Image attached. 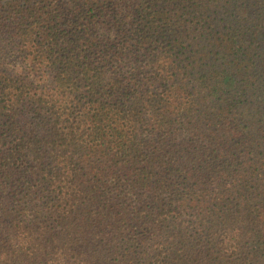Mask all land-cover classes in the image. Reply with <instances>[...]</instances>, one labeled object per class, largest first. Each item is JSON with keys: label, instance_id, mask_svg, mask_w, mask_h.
<instances>
[{"label": "trees", "instance_id": "16d2710c", "mask_svg": "<svg viewBox=\"0 0 264 264\" xmlns=\"http://www.w3.org/2000/svg\"><path fill=\"white\" fill-rule=\"evenodd\" d=\"M0 264H264V0H0Z\"/></svg>", "mask_w": 264, "mask_h": 264}]
</instances>
